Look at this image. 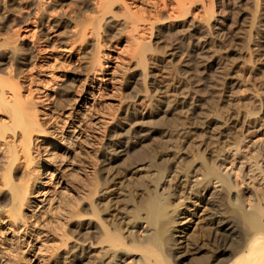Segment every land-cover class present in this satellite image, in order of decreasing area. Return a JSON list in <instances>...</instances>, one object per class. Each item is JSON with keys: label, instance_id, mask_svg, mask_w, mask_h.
I'll return each mask as SVG.
<instances>
[{"label": "bare ground", "instance_id": "1", "mask_svg": "<svg viewBox=\"0 0 264 264\" xmlns=\"http://www.w3.org/2000/svg\"><path fill=\"white\" fill-rule=\"evenodd\" d=\"M115 1L96 0V15L84 27L78 26L82 28L81 33L77 30L79 36L87 31L94 34L95 51L89 50L93 53L87 67L64 70V79L60 78L58 98L70 101L60 124L40 120L36 105L29 101L31 96L25 99L21 87L8 83V71L2 75L8 53H15L18 47H8L0 39V264H264V104L263 109L259 106V115L239 106L225 116L197 112L202 119L196 116L199 125L192 122L194 126L178 131L186 150L177 151L186 155L185 166L175 173L174 187L163 192L161 163L170 155L169 146L155 152L157 161L155 153L138 149L131 154L128 150L141 146L154 132L167 141V127H146V121L165 116L184 104L187 96L195 103L200 96L192 93L193 87L180 101L173 97L178 85L152 77L151 65L158 58L149 41L133 32L136 23L139 26L133 18L136 21L130 26L133 31L128 27L129 36L141 39L133 43L132 54L128 51L129 64L97 76L105 67V55L98 46L100 27L117 30L133 16H128L127 2L120 0L117 7L125 9L123 14L129 17L120 20L112 9ZM180 1L182 5L184 0ZM4 2L0 0V6ZM189 21L191 36L202 31L193 17ZM205 21L208 28H220L221 21L212 14ZM44 37L47 44L43 47L52 50V39ZM203 37L193 42L196 54L192 51L191 55L206 69L214 64L218 68V59ZM19 61L26 64L29 57ZM125 74L126 88L134 81L142 88L131 98H115L121 107L117 110H123L122 123L116 126L112 118L93 113L90 105L94 91L107 89V80H122ZM73 85L80 89L74 91ZM252 96L260 99L262 95ZM100 130L106 131L102 137L97 136ZM236 132H240L239 138L233 136ZM249 134L258 135V143ZM194 140L198 150L189 153L187 148H193ZM244 152L249 154L246 161ZM142 169L149 172L141 174Z\"/></svg>", "mask_w": 264, "mask_h": 264}, {"label": "rangeland", "instance_id": "2", "mask_svg": "<svg viewBox=\"0 0 264 264\" xmlns=\"http://www.w3.org/2000/svg\"><path fill=\"white\" fill-rule=\"evenodd\" d=\"M5 1L6 2L3 4L4 7H6L4 8L3 6H0V39H3L2 41H7L8 47L9 45L15 46V50H18L14 52L17 53L19 51V54L8 53V61L2 68V71L4 72L2 75L6 76V71H8V83L11 85L14 84V86L17 85V87H21L20 90L21 93H25V99L28 100V95L31 96V100L29 101L35 103H33L34 106L36 105V108L34 109L37 112L36 114H38L40 120L43 122L46 120L53 121L57 124H60L64 119V115L67 113V104L70 103V101L66 99L61 97V99L58 98L59 96L57 95V90L60 88V83L62 81L60 78L64 79L62 74L65 73L67 69L76 67V69L81 70V68L83 69L87 67L91 57L90 54L93 53L89 52V50L95 51L93 50L94 47L92 43V41H94L93 38H95V36L93 37L94 34L90 33V31H87V29V32L85 35H83V37L80 34V38L79 32L82 28L79 27H84L82 24L85 25V21L90 23V17L96 15L94 12L96 0ZM118 1H115V4ZM122 1L124 3L127 2L126 4L128 5V8L130 7V13L128 16H133H131V22L130 20H127L126 22L125 18L129 19V17H125L124 15L125 9L121 10L117 7V4L115 5L113 3L115 5V7L112 6L113 11L115 14L118 12L116 15H119L118 18L120 20H125V25L120 26L117 28V30L113 29L116 34L112 31V29L110 31V29L104 25L100 27L101 30L99 31L98 46L101 48L99 49L100 52H103L105 55V59L103 58L102 60L105 67L103 68L104 72L97 76L100 78L101 75H104L107 71L111 72L115 71V69L116 71H120L119 69H121L122 66L125 64V66H127L131 58L129 55L132 54L131 51L134 47L133 43H135V41H139V38L141 37L142 40L149 41L151 49H153L152 52L154 51L153 53H155L158 58L155 64L151 65V69H153L152 72L154 73V75L152 74V77L155 79H159L160 77L161 79L166 80L168 83L178 85L173 91V93H175L173 94V97L179 99L180 101H183L182 97L184 96L183 94L186 90H193L195 87V91L197 92L193 90L192 93H196L198 96H200V101L196 100V103L194 98L191 100V98L189 99L187 96V100L184 98V100H186L184 104L180 103L179 105H176V107L173 110L168 111L165 116L161 117L162 114H160L161 116L158 115L159 117L154 116L150 118L151 120H148L150 123L146 121V127L154 126L156 128L160 127L161 129V124H163V127H167L169 132L167 141H164L165 137H162L161 134L154 132L152 135H150V137L142 142L141 146L136 145L135 147L128 150V153L131 154L136 153V150L138 149L145 150L152 155L156 151V153H158L159 150L164 151L166 147L168 149L169 146L171 151H169L168 154L170 155L165 159H162L161 163L164 172V186L162 189L163 192H167L168 189L170 190L174 187V175L183 169L187 159L186 155H180V151H177L181 147L182 150H186V147L183 145L181 140V132L179 130L182 131L183 129V131H185V129L187 130L188 127L192 125L194 126L192 122L195 123V126L199 125L198 122L201 118L196 115L197 112L202 113L214 111L217 114L225 116L229 114L234 106H239L254 110L259 115V109H263L264 0H184V4L181 3L182 5L178 3L179 0ZM182 1L183 0L180 2ZM210 14L219 18V22L221 21L218 23L220 27L219 29L215 30L206 27L205 20L208 19ZM121 16L122 19L120 18ZM192 17L193 20H196L195 22L198 26L201 25L203 27L199 26L202 31L200 33L192 32L193 35L191 36V33L189 32L190 27L193 25L190 24L191 21L189 20ZM132 18L136 19L137 22L139 21V26L138 23L135 22L137 24H135L137 27L135 28L137 30L130 28V26L134 24L133 22L136 21L134 20L132 22ZM24 22H26V24ZM131 23L133 24L131 25ZM128 27L132 30H129ZM77 30H79V32ZM128 30H134L133 32H136L138 36H141L134 40L132 34L129 36L130 32ZM138 32L140 34H138ZM46 35L50 37V40L48 41H51L52 39L51 44L54 46L52 50L49 49V51L45 50L43 47L47 44V40H45L44 37ZM198 35L200 37H203L204 35L207 36V38L205 36V38H203L206 41L207 47L209 46L208 49H210V51L212 50L211 53L214 54V58L216 57L215 59H218L217 61L219 67H216L217 69L215 68L217 64L209 67V70L204 68L201 66V63H196L199 61L198 58V61H195L196 57L194 56V58L191 55L193 51L192 45H194L193 42L197 41L199 37ZM130 37L132 38L130 39ZM191 37L195 40H193ZM31 43H33V46ZM63 49H66V51ZM128 51H130L131 54ZM195 54L196 53L193 55ZM21 55L26 58L29 57V62L26 64L22 63L23 65L19 63V59L22 57ZM40 63L41 65H39ZM42 65L45 67H39ZM201 68L205 70L202 71ZM218 70L220 72H218ZM17 71H20L21 73ZM127 76L128 74H125L122 80H107V89H104L101 92L94 91V100L90 105V110L93 113L103 115L105 118L107 116L110 117V119L112 118V124L116 126L117 124L122 123L121 115L123 110H117V107H120V105H118V99L116 100L115 98L118 97L122 99H128L130 96L132 97L136 91H138L140 86L142 88V85H139L137 81L130 82V86L126 88V84L128 82ZM194 83L197 84L194 86ZM10 84H8V86ZM76 85L72 86L74 91L79 87ZM113 88L117 91H114ZM141 88L139 90H141ZM257 92L259 95H262L260 99H254L252 96V93L255 94ZM170 98H172V96ZM259 103L261 105H259ZM189 104L193 105L195 110L191 111ZM259 106H261V108ZM190 111L193 113V117ZM189 112L191 114H189ZM189 115L194 119V121L197 119V123L196 121L194 122ZM112 116H114V118ZM124 126L126 125L124 124ZM126 128L128 127L126 126L125 129ZM178 131L180 133H178ZM103 133L105 135L106 131L100 130L97 136L102 137ZM199 135L202 137V134ZM233 136L239 138L240 132H236ZM200 137H196L197 140ZM235 137L230 139L232 140ZM248 138L256 140L258 135L251 136L249 134ZM195 142L196 140H194L193 148H187L189 153L191 149V153H195L196 150H198ZM256 142L258 143V140H256ZM94 144L97 145V142L95 141ZM156 153L153 155V157L155 156V161L159 160V158L156 157L158 156ZM244 156V160L246 161V159L249 157V154H245L244 152ZM94 158H96V161L98 159V154ZM122 159L119 160V163L123 161ZM146 172H149V170H140L141 174ZM129 188L132 190L133 187L130 186Z\"/></svg>", "mask_w": 264, "mask_h": 264}]
</instances>
